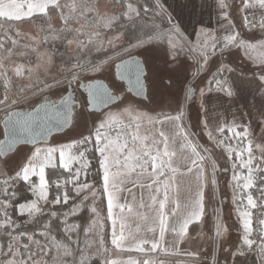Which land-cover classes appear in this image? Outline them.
<instances>
[{
  "label": "snow or ice",
  "instance_id": "snow-or-ice-1",
  "mask_svg": "<svg viewBox=\"0 0 264 264\" xmlns=\"http://www.w3.org/2000/svg\"><path fill=\"white\" fill-rule=\"evenodd\" d=\"M218 6L227 22L228 34L220 38L201 29L198 38L192 41L173 23L163 0H144L143 4L139 0H113L111 4L105 0H0V28L5 23L11 27V22H15L18 29L16 38L5 34L7 42L0 40V122L3 124L0 240L7 241L0 243V264H168L160 258L161 253L191 258L183 264H219L214 253L182 251L180 246L191 239L190 225L203 221L205 188L215 187L219 183L217 173L227 170L216 162L221 158L230 162L233 169L229 187L233 190V203L237 205L242 228L225 260L240 264V257L254 254L256 264H264V143L249 139L247 127L237 131L239 125L235 121L229 124L226 118L217 116L214 124L210 125L208 120L202 122L208 140L216 149H221L215 158L187 131L183 123L186 109L179 99L174 115L163 111L151 115L128 104L118 114L105 113L98 124L94 122L91 129H86L88 135L69 136L66 142L57 141L23 154L16 150L17 145L34 144L54 128L59 130L69 123L70 112L60 109L67 108L72 97L61 95L59 100H52L51 94L66 92L69 86L78 84L84 74L100 72L105 63L121 59V53L131 56L136 50L144 57L145 65L151 54L161 56L166 66H174L167 84L161 81V87L166 90L175 88L182 74V84L189 86L188 91H194L203 82L202 73L210 72L206 87L199 89L200 96L203 97L205 91H216L223 94L222 98L238 94L239 85L224 75L234 69L210 62L218 50L221 54L225 50H238L256 65L252 73L264 107V58L255 60L250 54L256 47L251 41L257 38L254 34L235 31L229 11L264 10V0H240V4L219 0ZM33 18L42 22L32 34L19 30L22 22ZM242 20L245 29L251 31L259 27L264 32V15L259 21L249 20L247 16ZM55 21H59V25ZM102 30H109L111 35H102ZM23 39L29 42L21 46ZM55 41L78 55L57 63L55 51L41 49V45ZM260 41L264 42V36ZM93 50L103 53L106 59L94 62L89 58ZM109 52L113 55H108ZM116 69L120 80L127 79L129 84L142 87L141 60H121ZM86 87L87 98L78 105L82 112L99 105L119 107L124 104L118 85H115L116 92L96 81ZM260 115L264 116V110ZM125 116L131 118L128 124L120 119ZM112 132L115 136L110 134ZM226 132L231 135H225ZM233 138L241 142L247 140V143L233 145L229 142ZM89 154L98 163L99 188L95 182L81 180L92 167ZM74 164L78 167L74 168ZM46 168L63 169L68 178L53 180L50 184ZM34 176L39 177L38 184L32 179ZM17 185H26V190L36 198L18 203ZM53 185L55 193L49 199V188ZM182 187H187L190 193L194 190V196L183 205V213L179 211ZM256 187H259V197L246 194L237 201L238 193ZM124 192H127L126 197L122 196ZM98 197L106 198L104 220L95 206ZM90 199L91 204L87 203ZM41 202L61 207L71 202V206L63 212L50 211L48 222L41 225L43 230L39 233L21 231L22 226L13 219L9 209L14 213L18 204L21 216L26 213L35 220L44 215ZM85 209L91 213L86 226L69 223V217H77ZM114 209H119L118 217ZM253 209L258 210L256 227ZM109 219L112 220L111 248L103 233L104 221ZM54 228L57 234H53ZM213 229L218 239L229 232L219 213ZM81 231L85 237L82 246L78 238ZM73 234H77L75 241ZM37 235L42 239H37ZM58 235L61 238L58 239ZM114 252L142 255L122 260L112 258ZM204 255H208L207 260L202 259Z\"/></svg>",
  "mask_w": 264,
  "mask_h": 264
},
{
  "label": "rangeland",
  "instance_id": "rangeland-1",
  "mask_svg": "<svg viewBox=\"0 0 264 264\" xmlns=\"http://www.w3.org/2000/svg\"><path fill=\"white\" fill-rule=\"evenodd\" d=\"M231 1V4L234 3V0H229ZM63 2V0H62ZM108 3V2H107ZM168 13V11H167ZM169 14V13H168ZM35 21V20H33ZM38 21V22H37ZM55 23L57 25H59V21H55ZM41 24V20L37 19L36 22L34 23H21L20 24V28L19 30L22 32H26L29 34H32V32L35 30V28ZM46 27V25H45ZM17 27L14 29V33L15 31H17ZM201 31L197 32L196 35L194 36V38L192 39V41H195L198 38V34ZM245 34L251 36L253 35L252 33H246V31L244 32ZM41 35H45V33H41ZM102 35L105 36H110L111 32L109 30H102ZM256 38L259 37V35H255ZM14 38L15 34H14ZM191 40V39H190ZM29 41H27L26 39L21 40V46L24 43H28ZM253 44L256 45V47H254L253 49L250 50V54L252 55V57L255 60H259L261 58H264V46H261V44H257V39L251 41ZM41 49H47L48 51H52L50 50L46 45H41ZM96 52V51H95ZM136 52L139 54V56L142 58V60L144 61V57L142 55H140L139 50H136ZM100 54L99 59L96 61V63L102 62L105 55L103 53L100 52H96ZM233 53H237V58H234V54ZM98 54V55H99ZM109 54V53H108ZM226 55V56H224ZM233 55V56H232ZM32 59L34 60L35 57L33 56ZM56 59V57H55ZM57 61V60H56ZM227 62V63H232L235 64L237 66H240L242 68H247V69H253L256 65L253 64L252 61H249L244 55L243 53L239 52L238 50L232 49L231 51H224L223 54H221V52H217L216 56L212 58V61L210 62L212 65H219L220 63ZM18 62H23V61H18ZM144 64V63H143ZM145 76H144V83L146 86V99H140V98H136V97H132L129 95H125V101L124 104L120 105L119 107L113 105L110 106L104 110H102L101 112H89L88 110L85 111H81V109L79 108L77 113L74 116L73 119V123L71 124V126L66 129L64 132L59 133V134H55L51 137L50 141L48 143H41L38 144L36 146H23L20 149H17L21 154L23 153H27L29 152V150H34L35 148H44L49 146L50 144L56 143L57 141L59 142H66V138L69 136H78L80 133H83L84 135H88V131L86 129H91L93 127V123H99L100 119L103 118L104 114L107 112H112L114 114H118L120 109L124 106H127L128 104H131L133 106H135L137 108L138 111L141 112H148L151 115H156L157 113L160 112H167L169 114H175V109H176V104H177V100L179 99L184 107L186 106V89L188 85H183L182 81H183V77L182 74L179 77L180 82H178L175 86V88H173L171 91L166 90L165 88L161 87V81H163L164 84H167L168 82V78L170 75H173V73L171 72V68L174 67L173 65H165L163 58L159 55H148V60H147V64L145 65ZM212 71H215V67H212L211 69ZM203 74V73H202ZM114 73H113V68L112 66L110 67H106L103 66L102 71L100 72H88L86 74H84L82 76V78L86 79L89 78V76H96V77H100V78H105L107 81H109L110 83H113L114 79ZM203 77V82L199 83L198 86L195 87L194 90V94L191 98V101L188 105V108L186 111V115L185 118L183 120V123L187 126V131L189 132V134L191 135V137L195 140V141H199L200 144L203 147H207L209 149L210 152L213 153V156L215 158L216 155H219V153L221 152V149H216L214 144L208 140L207 136L204 134L203 132V124L202 122L207 120L205 115H204V107H205V96L207 94V91H205V95L203 97L200 96V92L199 89L200 88H205L206 87V83H207V79L211 78V73L209 72V74L207 76L202 75ZM184 88V91H181V88ZM85 100L83 96H81V102ZM120 119H123L125 124H128L131 120L130 117H120ZM113 127H117V125H114ZM144 125H142L141 131H143ZM111 135L115 136V133L112 132L110 133ZM227 135V134H226ZM2 137V128L0 126V138ZM197 141V143H198ZM235 145V144H233ZM210 147H213L212 149ZM75 151V150H74ZM222 169L226 168V171H220L217 173V178L219 183L218 188H219V196H220V200L222 199V197H226L228 199V201L225 200V204L224 205V211H226L223 222L226 224V222L228 221L229 218V223L231 225V223H233L232 219H230L232 217L231 213H229L231 210L230 203H233V190L231 187H229V183L231 182V177L233 175V169L231 168V163L226 161V159L221 158L219 160L216 161ZM38 181L37 184L39 183V177L36 176ZM247 191V190H245ZM239 194H237L236 199L239 200ZM247 194H250V192H247ZM208 196L209 198H211V205H212V210L214 212L215 215V219L217 217V213H219L220 207L218 208V200H217V193H216V186L215 187H208ZM231 197V198H230ZM36 197L33 196L32 194V198L30 200L35 199ZM100 197H98L96 199L95 202V206L97 207L99 213H100V218L101 220L103 219V211H102V203L99 202ZM243 199V198H241ZM29 200V201H30ZM243 202L245 203V199L243 200ZM89 204L92 203L91 199L87 202ZM222 205V204H221ZM43 209L46 206H51V204H47L45 205L43 202H41L40 205ZM234 210L235 213V209ZM231 210V211H232ZM89 212V211H88ZM227 213H229L230 215H227ZM233 213V212H232ZM233 213V214H234ZM222 214H223V206H222ZM220 215V213H219ZM89 216H91V213L89 212ZM230 220L232 222H230ZM112 224H110V229L112 230L111 227ZM231 230L235 229L234 227H230ZM42 231V230H41ZM38 239V238H37ZM42 239V238H40ZM85 239V237H84ZM23 241V240H22ZM23 242H27V241H23ZM228 242V234L222 238H220V254L218 255V259L221 256H224V253L227 252L228 246L226 245ZM234 239L230 240V243H232L233 245ZM83 245V242L81 244V246ZM108 246V245H107ZM109 248H111L110 246H108ZM213 252V251H212ZM212 252L210 251V254H212ZM209 254V253H208ZM119 256L120 253L119 252H114L113 253V257L115 256ZM126 253H123V256H125ZM141 256V255H140Z\"/></svg>",
  "mask_w": 264,
  "mask_h": 264
},
{
  "label": "crops",
  "instance_id": "crops-1",
  "mask_svg": "<svg viewBox=\"0 0 264 264\" xmlns=\"http://www.w3.org/2000/svg\"><path fill=\"white\" fill-rule=\"evenodd\" d=\"M163 2L168 13L173 18V23L180 26L181 30L184 31L185 35L188 36V38L191 40L194 38L197 32L201 31V29L217 35L220 38L228 34V32L226 31L228 27L227 22L224 20L221 9L218 6L219 0H163ZM234 3L240 4V0H234ZM232 13L238 21L237 25H235V23L232 21V23L235 25V31H240L243 33L246 31V33L259 35V37L257 38V44L259 43L262 45V43L264 42L260 41V38L264 36V32H262L259 27L251 31L249 29H245L243 27L242 17L247 16L249 20L259 21L261 16L264 15V10H260L259 8H250L246 11L236 10ZM217 52L220 51L218 50ZM223 64H226L234 69L233 72H225L224 75L228 77L230 81H234L235 84L239 85V91L238 94L233 98H222L223 94L216 91H212L210 93L207 92L205 96V107L203 109L206 119L210 122V125L215 123L217 116L226 118L229 124L235 121V123L239 125L237 131H243L244 128L247 127L249 130V139H252L254 143H264V124H261V121H264V116L260 115L261 111L264 110V107H262L259 93L256 91L257 85L253 77L252 70L242 68L240 66H233L232 64L224 61ZM226 134L230 133L226 132L225 135ZM241 143L246 144L247 140H244L243 142L239 141L237 145ZM210 148L212 149V147ZM256 155L257 157H259L258 151H256ZM129 186L131 187V185ZM204 192V207L206 211L208 201V188H205ZM122 196L126 197L127 192L122 193ZM190 196H194V190L190 193L187 187H182L179 197V202L181 203V208L179 209V211L181 213L184 212L183 205L186 203ZM240 200L241 198H239V200L237 201ZM104 201L106 208V198H104ZM120 202L123 203L124 201L121 200ZM236 207L237 205L234 204L233 209H235V213L234 210H232V212L236 216L237 222L239 224V230L234 231L229 229L228 242L226 244L227 246L232 245V243H230V240L234 239L235 241L242 232ZM114 212L118 217L119 209H114ZM223 218L224 217L222 215V220ZM108 222L109 224H112V220L109 219ZM202 222L198 224H201ZM193 224L189 227V235L191 239L180 246L181 250H199L202 252L206 251L207 254H210V251H213L212 254L214 253L216 256L217 238L214 236V234H207L203 227L200 226L198 228L193 226ZM191 226L193 227L191 228ZM119 253L120 255H117L114 258L127 260L129 256H132L135 259L139 258L140 255H142L137 252ZM123 253H126V255L123 256ZM160 258L165 259L168 264H176L177 261H180L181 264H183L184 261L191 260V258L183 254L179 256H165L163 253H161ZM202 259L207 260L208 255H204ZM239 261L240 264H256L257 257L252 254L248 255L247 257H240ZM229 264H233L231 259H229Z\"/></svg>",
  "mask_w": 264,
  "mask_h": 264
},
{
  "label": "trees",
  "instance_id": "trees-1",
  "mask_svg": "<svg viewBox=\"0 0 264 264\" xmlns=\"http://www.w3.org/2000/svg\"><path fill=\"white\" fill-rule=\"evenodd\" d=\"M105 2H108V3H112L113 0H105ZM139 2L141 4L144 3V0H139ZM227 2L229 4H231V1L227 0ZM231 12V19L232 21L235 23V25H237V19L236 17L233 15L232 11L229 10ZM35 20V21H33ZM32 21H25L23 23H34L36 22L37 18H33ZM39 20V19H38ZM38 22V21H37ZM42 22V21H41ZM166 23V22H165ZM16 28V23L15 22H11V27H9V25L7 23L4 24V26L2 28H0V40H4L5 42H7V37L5 34H7V36H11L12 38H14V29ZM46 46L52 50V51H55L57 53L56 55V60H57V63H59L61 61V59H64V60H67L69 59V57H73L75 55H78V53H73L69 50H67L63 44H61L60 41H55V42H49L48 44H46ZM99 53H96L95 50H93L91 53H90V56L89 58L90 59H93L94 62H96L99 57H100V54L98 55ZM234 54V58H237V53H233ZM229 64H232V63H229ZM233 66H237L235 64H232ZM209 74V72H206V73H203L202 75L204 76H207ZM198 141V140H197ZM196 141V142H197ZM198 144L200 145V142L198 141ZM24 146V145H23ZM23 146H19L18 149L22 148ZM213 148V147H212ZM98 156V154H96ZM89 160L91 161V170L88 172V175L87 177H84V176H81V180H84V179H88L89 182H95L96 183V186L99 188L100 187V183H99V177L97 175V169H98V163H97V160L96 159H93V156L92 154H89ZM73 167H78V165H73ZM46 179L49 181V183L51 184V182L53 180H62V179H67L68 178V174L63 170V169H51V168H46ZM35 183H37L38 179L36 176H34L32 178ZM72 185H67V188H71ZM17 188H19V191L17 193V199H18V203H25L27 201H29L31 198H32V193L27 191L26 188L27 186H19L17 185ZM15 190V189H14ZM247 192H250L252 193L253 192V189H249L247 191H245L244 193H240L239 194V197L240 198H243ZM55 193V187L54 185L52 187L49 188V199L52 198V196L54 195ZM217 193V192H216ZM71 195H75L74 193H71ZM207 206H206V213H205V217H204V221L201 223V224H198V223H194L193 226L195 227H203L205 232L207 234H214V229H213V222L215 220V215H214V212L212 210V205H211V198H209V196H207ZM231 198V197H230ZM217 200H218V208H219V199L217 197ZM228 201V199L226 197H222L221 199V204L223 206V217L225 216V213L226 211H224V205L225 204L224 202ZM77 203L79 202L78 200L76 201ZM99 202L102 203V211H103V219L106 217V208H105V201H104V198H100L99 199ZM71 206V202L68 206L66 207H61L60 205H51V206H46L44 208V215L43 216H39L37 219L35 220H32L29 218V216L25 213L23 216L20 215L19 213V210H18V204L16 205V211L13 213V210L12 209H9V213L12 215L13 219L16 220V222L18 224H20L22 227H21V231H27L29 234H31L32 232H36V233H39L42 229L41 225L45 224L48 222V213L50 211H58V212H63V211H67V207H70ZM231 210L233 209V204L230 203V206ZM229 210L232 215V217L230 219H232L233 223L228 224L229 223V218H228V221L226 222V225L229 227V229H231L230 227H234L235 229H232L234 231H238L239 230V224L237 222V219H236V216L235 214L232 213V211ZM219 213H220V210H219ZM229 213H227V215H230ZM89 212L87 209H85L84 211L78 213V216L77 217H69V223H75V224H81L82 227L83 226H86L87 222H88V219H89ZM62 219V217H61ZM224 219V218H223ZM230 220V222H232ZM191 226V228L193 227ZM103 233H104V236H105V239L107 241V245L110 246V237H111V229H110V224L108 222V220H105L104 221V228H103ZM53 234H57L56 233V229L54 228L53 229ZM38 239H40L41 237H39L37 235ZM58 239L61 238L59 235L57 237ZM78 238L82 244V242L84 241V234L83 232L81 231L78 235ZM72 239L73 241H75L77 239V234H73L72 235ZM23 241H26V239H23ZM0 243H7L6 239H3V240H0ZM232 250V245H229L228 246V249H227V252L224 253V256H220L219 257V264H229V259L226 261L225 260V257L228 256V253L229 251ZM220 254V249H219V253L218 255ZM221 255V254H220Z\"/></svg>",
  "mask_w": 264,
  "mask_h": 264
},
{
  "label": "water",
  "instance_id": "water-1",
  "mask_svg": "<svg viewBox=\"0 0 264 264\" xmlns=\"http://www.w3.org/2000/svg\"><path fill=\"white\" fill-rule=\"evenodd\" d=\"M132 58L141 60V58L140 57H137V56L136 57L127 58L125 60H130ZM141 62H142V60H141ZM119 63H121V61L117 62L116 64H119ZM116 64L114 66V76H115V78L118 81L123 82L125 84L126 91L129 92L131 95H133L136 98L146 99V97H147L146 96V86H145V83H144V76H145L146 70H145V66H144L143 62H142V66L144 67V72L141 75L142 87L141 86H136L135 84H129L127 79L120 80L118 78V76H117ZM131 79L134 81L135 80V76L133 75L131 77ZM94 81L100 82V83L106 85L109 88V86L107 85V83L103 79H95V80H91L89 82H84V83L82 82L83 85H85V87H81V89L85 91L86 97L88 95V93H87V87L86 86L90 82H94ZM193 94H194V91H191V93L189 95H187V101H189V99L192 98ZM72 95H73L72 88H71V86H69L68 87V90H67V92H66V94H65L64 97L65 98H67L69 96L72 97ZM73 103H74L73 102V99H71V100L68 101L67 108H61L60 109L61 112H65V111L70 112L69 123L68 124H65L62 129H59L58 130V129H55L54 128L52 130V132L46 134V137L45 138H40V139L36 140L34 144H20V145H17L16 146V150L18 149L19 146H23V145L24 146L27 145V146H32L33 147V146H36V145L41 144V143H46L45 140L48 143L53 135L62 133L66 129H68L71 126V123H72ZM105 108H107V107H105L104 105H99V106H96V107L92 108L90 111L99 112V111H101V110H103ZM0 126L2 128V133H3V124H2V122H0ZM0 139H3V134H2V137ZM201 147H203V146L201 145ZM216 192H217V197H218L219 202H220V204H219V207H220V217L222 218V205H221V200H220V196H219V188H218V185H216ZM219 249H220V238L219 239L217 238V241H216V257H217V259H218Z\"/></svg>",
  "mask_w": 264,
  "mask_h": 264
},
{
  "label": "flooded vegetation",
  "instance_id": "flooded-vegetation-1",
  "mask_svg": "<svg viewBox=\"0 0 264 264\" xmlns=\"http://www.w3.org/2000/svg\"><path fill=\"white\" fill-rule=\"evenodd\" d=\"M108 55H113V53H111V52H109V54ZM120 56H121V59H113L112 61H110L109 63H105L104 64V66H106V67H110V66H112V68H113V73H114V66H115V64L117 63V62H119V61H121V60H125V59H127V58H131V57H140L139 56V54L136 52V51H134L133 53H132V55L131 56H129V55H125V54H123V53H121L120 54ZM141 58V57H140ZM106 59V57H104V59H103V61ZM141 60H142V58H141ZM142 62H143V60H142ZM114 76V75H113ZM95 79H103L106 83H107V85L109 86V88L111 89V90H113L114 92H116V87H115V85H118L119 86V89L121 90L120 91V94L121 95H123V96H125V95H129V96H132L133 97V95H131L129 92H127L126 91V87H125V84L123 83V82H120V81H118L116 78H115V76H114V81H113V83H110L109 81H107L105 78H100V77H96V76H89V78H86V79H84V78H81V80L79 81V83L78 84H73V85H71V88H72V93H73V95H72V99H73V115H72V123H73V119H74V116H75V114L77 113V111H78V109H79V107H78V105H80V103H81V96H83L84 97V99L86 100V94H85V91L84 90H82L81 89V86H79V85H83V83L84 82H89V81H91V80H95ZM83 82V83H82ZM83 87H85V85H83ZM188 87L189 86H187V89H186V95H189L190 93H191V91H188ZM147 90V89H146ZM67 92V91H66ZM66 92H56V93H53V94H51L50 95V99H52V100H59V98H60V96L61 95H63V96H65V94H66ZM190 101H191V98L189 99V101H187V96H186V106L187 107H185V108H188V105H189V103H190ZM24 107H26V106H24ZM108 107H110V106H108ZM107 107V108H108ZM106 109V108H105ZM104 110V109H103ZM102 111V110H101ZM101 111H99V112H101ZM186 111H187V109H186ZM89 112H96V111H89ZM96 113H98V112H96ZM71 123V124H72Z\"/></svg>",
  "mask_w": 264,
  "mask_h": 264
},
{
  "label": "built area",
  "instance_id": "built-area-1",
  "mask_svg": "<svg viewBox=\"0 0 264 264\" xmlns=\"http://www.w3.org/2000/svg\"><path fill=\"white\" fill-rule=\"evenodd\" d=\"M238 131H239V130H238ZM227 135H231V133H230V134H227ZM229 142L232 143V144H235V145H237V143H239V141H238L237 139H235V138H233V139H232L231 141H229ZM237 171H245V172H246V170H240V169H237ZM62 180H63V179H62ZM250 194H252L254 198L259 197V195H260L259 187L253 188V192L250 193ZM245 204H246V202H245ZM252 211H253V213H254V227H256L257 225H256V223H255V214H256V212H257L258 210L253 209Z\"/></svg>",
  "mask_w": 264,
  "mask_h": 264
}]
</instances>
